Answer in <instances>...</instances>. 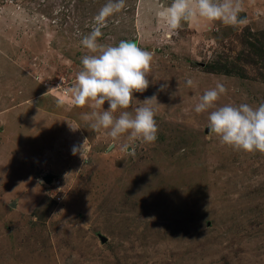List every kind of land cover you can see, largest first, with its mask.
Segmentation results:
<instances>
[{
    "label": "rangeland",
    "instance_id": "1",
    "mask_svg": "<svg viewBox=\"0 0 264 264\" xmlns=\"http://www.w3.org/2000/svg\"><path fill=\"white\" fill-rule=\"evenodd\" d=\"M106 2L0 0V264H264V153L208 129L218 107L264 102V0H242L246 23L235 27L200 19L171 30L156 13L172 0H125L107 18L99 43L153 53L149 88L114 115L169 84L157 139L135 141V155L121 150L126 134L91 130V102L66 95L81 57L95 54L81 40ZM217 83L227 92L197 114ZM85 140L82 159L73 149Z\"/></svg>",
    "mask_w": 264,
    "mask_h": 264
},
{
    "label": "clouds",
    "instance_id": "2",
    "mask_svg": "<svg viewBox=\"0 0 264 264\" xmlns=\"http://www.w3.org/2000/svg\"><path fill=\"white\" fill-rule=\"evenodd\" d=\"M124 6L125 0H107L93 17V28L83 36L81 44L95 54L81 57L82 70L76 75L66 95L75 107L83 108L91 102L94 110L82 115V119L91 122V130H108L107 135L113 140L126 134L127 142L121 145V150L135 155L134 150L129 152L135 141L153 143L157 139L155 104L158 102V93L166 91L169 84H161L156 94L145 97L142 104L131 112L121 111L118 116L114 115L118 109L130 107L135 93H143L149 88L148 73L153 60L152 52L142 49L133 41L122 40L116 46L98 42L107 18L121 11ZM243 10L242 0H172L169 6L158 10L156 15L171 30L178 29L182 21L191 23L200 19L220 21L235 27L246 23L239 16ZM179 86L178 82V91ZM186 86L194 87V81L187 79ZM226 92V87L217 83L215 88L203 93L194 111L197 114L207 112ZM176 93L174 91L170 95L174 98ZM65 102L64 98H57L58 106H63ZM106 102L107 109L98 111ZM69 127L72 131L79 129L70 123ZM208 129L210 134L219 138L222 145L237 151L264 153V102L257 107L247 103L218 107L208 115ZM86 141L81 147L73 149V154L79 152L82 159Z\"/></svg>",
    "mask_w": 264,
    "mask_h": 264
},
{
    "label": "water",
    "instance_id": "3",
    "mask_svg": "<svg viewBox=\"0 0 264 264\" xmlns=\"http://www.w3.org/2000/svg\"><path fill=\"white\" fill-rule=\"evenodd\" d=\"M45 182L49 183L52 181V176L48 175L47 177H44Z\"/></svg>",
    "mask_w": 264,
    "mask_h": 264
}]
</instances>
